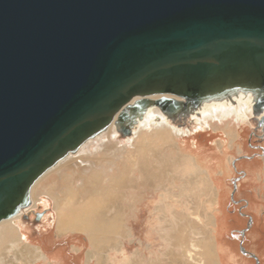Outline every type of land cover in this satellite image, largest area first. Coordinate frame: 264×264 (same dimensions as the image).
I'll use <instances>...</instances> for the list:
<instances>
[{
    "label": "water",
    "instance_id": "water-1",
    "mask_svg": "<svg viewBox=\"0 0 264 264\" xmlns=\"http://www.w3.org/2000/svg\"><path fill=\"white\" fill-rule=\"evenodd\" d=\"M242 93L262 125L264 0H0V223L114 122L127 138L150 105L186 123Z\"/></svg>",
    "mask_w": 264,
    "mask_h": 264
},
{
    "label": "rangeland",
    "instance_id": "rangeland-1",
    "mask_svg": "<svg viewBox=\"0 0 264 264\" xmlns=\"http://www.w3.org/2000/svg\"><path fill=\"white\" fill-rule=\"evenodd\" d=\"M260 120L255 114L243 123L239 119L235 140L222 128L201 125L210 129L199 131L190 121L175 123L180 129L190 128L191 134L167 126L171 143L142 156L141 140L155 143L160 125L140 129L126 146L111 142L110 129L75 156L83 166L100 169L101 184L94 191L109 187L112 174H124L125 184L113 189L106 204L116 228L104 236L110 262L194 264L191 256L201 260L205 245L214 264H255L249 254L264 264V128ZM120 139L121 144L126 142ZM182 154L192 163L177 165ZM111 164L116 167L109 175ZM198 170L203 173L193 177ZM32 207L15 221L26 242L41 247L53 264H88L87 253L93 248L87 236L59 235L53 199L42 195Z\"/></svg>",
    "mask_w": 264,
    "mask_h": 264
},
{
    "label": "bare ground",
    "instance_id": "bare-ground-1",
    "mask_svg": "<svg viewBox=\"0 0 264 264\" xmlns=\"http://www.w3.org/2000/svg\"><path fill=\"white\" fill-rule=\"evenodd\" d=\"M158 98L159 96H151V99ZM253 103V96L243 93L222 102H208L193 112L189 121L194 123L196 130L199 131L210 129L205 127L206 125L213 127L215 130L222 128L229 136H233V140H235L239 119L243 120V123L254 116ZM152 125H160L157 132L158 140L155 143H152L151 140L148 144L141 140V146L138 147L141 156L146 154V152H158L159 145L171 143V133L167 126H172L179 132L191 134L190 128L180 129L155 105H150L142 114L133 127L132 136L130 137L120 139V134L114 122L96 138L84 143L76 153L68 155L56 166L46 171L31 189V206L15 217L5 219V221L0 223V264H17V262H20V264H36L43 260L47 261L48 264H53L48 260L47 254L41 247L31 246L26 242V237L23 236L21 230L16 226L26 212L35 209L32 207L33 200L37 201L42 195H48L54 201V209L57 211L56 228L60 236L68 233H83L87 236L90 246L93 248L87 253L88 264H112L110 255L107 252L110 246L105 244L104 236L116 232V228L113 227L115 223H111L113 219L107 215L109 208L107 211L106 204L109 203V198L116 191L113 189L125 184L124 174L113 175L112 173L116 166L114 167L111 164L108 168L110 170L109 175L112 174L109 180V187L103 186V188H99L100 190L94 191L92 190L93 187L101 184V180L97 177V171L100 169L96 170L94 166L85 167L82 165V161H76L74 157L78 156L83 149L104 138L110 129L113 137L111 142L119 146H126L133 140V137L140 129H150ZM117 139L126 142L121 144ZM91 150L95 152L96 149L92 147ZM189 161L183 155L175 163L179 166L185 163L189 165ZM75 162L78 163L77 166ZM201 173L203 172L199 170L193 171L192 176L195 177V174L199 176ZM16 220L18 221L15 224ZM202 250L201 260L191 256L193 260L189 257L190 261H195L194 264H214L211 250L205 245ZM133 263L145 264L141 259H136Z\"/></svg>",
    "mask_w": 264,
    "mask_h": 264
},
{
    "label": "flooded vegetation",
    "instance_id": "flooded-vegetation-1",
    "mask_svg": "<svg viewBox=\"0 0 264 264\" xmlns=\"http://www.w3.org/2000/svg\"><path fill=\"white\" fill-rule=\"evenodd\" d=\"M259 125L264 128V123L261 125L260 122H259ZM241 249H242V252L245 253V255L248 253V252L245 251L243 245H241ZM249 255L255 260V264H259L260 263V260L256 259V257H254L251 254H249Z\"/></svg>",
    "mask_w": 264,
    "mask_h": 264
}]
</instances>
